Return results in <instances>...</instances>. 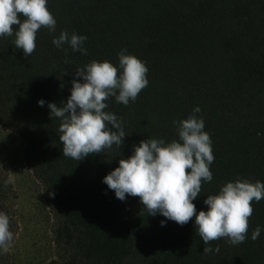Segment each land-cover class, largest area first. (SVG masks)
I'll use <instances>...</instances> for the list:
<instances>
[{
	"label": "trees",
	"instance_id": "1",
	"mask_svg": "<svg viewBox=\"0 0 264 264\" xmlns=\"http://www.w3.org/2000/svg\"><path fill=\"white\" fill-rule=\"evenodd\" d=\"M47 8L56 32L41 27L30 57L14 35L0 37V126L22 141L53 215L49 264H264V199L252 202L244 243L220 238L210 242L219 253L204 254L192 220L161 227L166 218L148 215L139 197L120 201L102 183L141 140H178L172 122L189 115L203 119L214 156L212 181H202L193 201L197 211L225 182L264 183V0H47ZM61 31L86 36L87 55L55 47ZM121 49L145 63L149 81L127 106L106 101L123 143L80 161L65 157L60 120L47 103L66 102L76 69L90 61L117 66ZM6 199L0 178V208Z\"/></svg>",
	"mask_w": 264,
	"mask_h": 264
},
{
	"label": "clouds",
	"instance_id": "2",
	"mask_svg": "<svg viewBox=\"0 0 264 264\" xmlns=\"http://www.w3.org/2000/svg\"><path fill=\"white\" fill-rule=\"evenodd\" d=\"M41 27L50 34L56 32V20L47 8V0H0V37L14 35L15 47L22 50L24 57L35 51L36 33ZM86 39L61 31L51 42L58 49L67 44L73 52L87 55L83 47ZM117 56V66L92 60L77 68L66 102L59 107L55 102L47 103L50 113L60 120L58 139L65 157L80 161L123 143L122 124L114 113L105 111L106 101L114 97L116 102L127 106L130 101L135 102L149 81L144 62L126 49H121ZM37 104L44 107L45 101L40 99ZM199 111V107L193 108V113ZM172 123L178 140L167 143L164 139L141 140L132 146L127 159H120L118 166L102 177V183L120 201L127 196L139 197L148 215L166 218L160 221L161 227L166 220L180 226L192 220L205 245L204 254L219 253V247H211L210 242L220 238H227L233 246L244 243L248 219L253 213L252 202L264 199V183L248 179L225 182L215 195L205 197L206 210L197 211L193 201L200 195L201 183L211 182L213 178L212 141L204 131L203 119L196 115ZM260 233L257 226L250 238L255 241ZM12 241L9 218L0 212V255L9 252Z\"/></svg>",
	"mask_w": 264,
	"mask_h": 264
},
{
	"label": "rangeland",
	"instance_id": "3",
	"mask_svg": "<svg viewBox=\"0 0 264 264\" xmlns=\"http://www.w3.org/2000/svg\"><path fill=\"white\" fill-rule=\"evenodd\" d=\"M22 150L20 138L0 126V178L7 194L0 212L8 216L13 233L12 246L0 255V264H49L55 257L54 218Z\"/></svg>",
	"mask_w": 264,
	"mask_h": 264
}]
</instances>
